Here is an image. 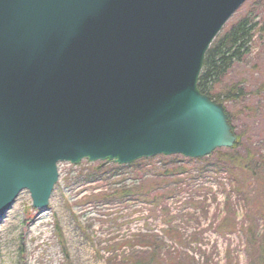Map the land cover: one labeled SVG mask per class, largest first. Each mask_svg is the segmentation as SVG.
Wrapping results in <instances>:
<instances>
[{"label": "water", "instance_id": "95a60500", "mask_svg": "<svg viewBox=\"0 0 264 264\" xmlns=\"http://www.w3.org/2000/svg\"><path fill=\"white\" fill-rule=\"evenodd\" d=\"M247 0H0V224L48 205L58 163L200 158L237 136L198 88Z\"/></svg>", "mask_w": 264, "mask_h": 264}, {"label": "rangeland", "instance_id": "374dc122", "mask_svg": "<svg viewBox=\"0 0 264 264\" xmlns=\"http://www.w3.org/2000/svg\"><path fill=\"white\" fill-rule=\"evenodd\" d=\"M250 10L257 14L259 26L264 25V0H247L222 33ZM233 82L246 91L242 98L223 104L235 133L242 136L239 151H263L261 32L255 33L251 52L235 63L223 86ZM176 158L186 171L169 186L174 193L160 205L132 192L111 193L120 185H132L131 168L87 158L79 163L59 162V178L44 212L35 208L30 192L23 190L0 224V264H136L140 260L148 264H264L248 249L241 230L247 201L236 191L232 173L218 167L213 156L158 154L141 159H148L149 167L158 165L155 171ZM232 227L236 230L230 231ZM145 235H153V248L142 246Z\"/></svg>", "mask_w": 264, "mask_h": 264}, {"label": "trees", "instance_id": "16d2710c", "mask_svg": "<svg viewBox=\"0 0 264 264\" xmlns=\"http://www.w3.org/2000/svg\"><path fill=\"white\" fill-rule=\"evenodd\" d=\"M256 18L257 14L250 10L228 30L221 32L215 38L205 55L198 80V88L203 94L223 104L231 102L235 98H242L246 94L245 88L238 82H233L231 86H223V84L235 63L242 62L251 52V43L255 33L264 34V25L259 26ZM218 86L221 90L218 89ZM228 116L229 122L235 130L232 116ZM235 134L237 139L232 147L217 148L210 155L214 157L218 167L232 173L236 185H238L236 191L242 194L247 201L245 210L247 216L241 230L246 238L248 249L264 262V149L262 151L246 148L245 152L241 153L239 149L243 145V139L240 134ZM146 160L148 159L121 165L131 168L134 173V181L131 186L120 185L118 188H113L111 193L121 195L132 192L152 205L164 203L174 193V188L170 189L169 186L179 182L180 176L186 170L178 165L177 158L165 162L160 165L162 167H158L160 170L155 171L153 169H156L158 165L152 164L149 167ZM155 174L158 176L150 178ZM253 186L254 188H252ZM232 230H236V227L230 228V231ZM152 240L153 235H145L141 244L144 247H152ZM151 253L155 256V251ZM136 264L148 263L140 260Z\"/></svg>", "mask_w": 264, "mask_h": 264}, {"label": "bare ground", "instance_id": "6f19581e", "mask_svg": "<svg viewBox=\"0 0 264 264\" xmlns=\"http://www.w3.org/2000/svg\"><path fill=\"white\" fill-rule=\"evenodd\" d=\"M45 208L46 207L38 208V210H39L40 213H42V212H44Z\"/></svg>", "mask_w": 264, "mask_h": 264}]
</instances>
